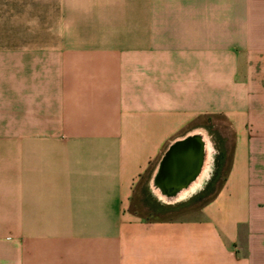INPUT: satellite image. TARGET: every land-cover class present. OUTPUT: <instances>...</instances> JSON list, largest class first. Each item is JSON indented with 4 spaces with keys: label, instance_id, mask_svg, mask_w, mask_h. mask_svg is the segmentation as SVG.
<instances>
[{
    "label": "crops",
    "instance_id": "obj_1",
    "mask_svg": "<svg viewBox=\"0 0 264 264\" xmlns=\"http://www.w3.org/2000/svg\"><path fill=\"white\" fill-rule=\"evenodd\" d=\"M221 119L214 197L132 210ZM0 264H264V0H0Z\"/></svg>",
    "mask_w": 264,
    "mask_h": 264
},
{
    "label": "water",
    "instance_id": "obj_2",
    "mask_svg": "<svg viewBox=\"0 0 264 264\" xmlns=\"http://www.w3.org/2000/svg\"><path fill=\"white\" fill-rule=\"evenodd\" d=\"M208 138L202 132H193L173 141L161 159L150 180V187L167 205L177 204L199 188L208 161Z\"/></svg>",
    "mask_w": 264,
    "mask_h": 264
},
{
    "label": "rangeland",
    "instance_id": "obj_3",
    "mask_svg": "<svg viewBox=\"0 0 264 264\" xmlns=\"http://www.w3.org/2000/svg\"><path fill=\"white\" fill-rule=\"evenodd\" d=\"M20 27L14 26V33H19ZM212 126V125H211ZM208 136V141L214 149V153L210 160V172L209 176L205 181H203L202 190L200 191V198L193 197L189 201L183 203L188 210L191 207L200 205L203 200L209 198L212 193L216 191L221 181L222 176L226 172L228 166L229 151L231 147V139L228 137V126L227 123L221 119L217 123L215 122V127L211 128ZM215 156V157H214ZM210 178V179H209ZM208 181V182H207ZM135 200L132 202V210L137 209L140 214H146L147 210L150 209L155 203L159 206H170L164 204L163 202H155L150 199L149 195L145 194L144 188L139 189V193L136 194ZM161 206V207H162ZM153 208V207H152ZM186 209V208H185ZM187 210V211H188ZM186 215V210L180 212H170L169 214H162V218L166 219H178Z\"/></svg>",
    "mask_w": 264,
    "mask_h": 264
},
{
    "label": "trees",
    "instance_id": "obj_4",
    "mask_svg": "<svg viewBox=\"0 0 264 264\" xmlns=\"http://www.w3.org/2000/svg\"><path fill=\"white\" fill-rule=\"evenodd\" d=\"M226 172H227V169H226ZM226 172L224 173V175L222 176V178H221V181H220V183H219V186H218V188L216 189V191L214 192V193H212V195L209 197V198H207V199H205V200H203L202 201V203L201 204H206V203H208L213 197H214V195L216 194V192L219 190V188L221 187V185H222V183H223V180H224V177H225V175H226ZM201 196V195H200ZM200 196H198V198H200ZM200 204V205H201ZM175 207V209L177 208L178 210H177V212H180L183 208V203H177V204H174V205H170L169 207ZM153 207V208H152ZM150 209H148L149 211L148 212H153V211H155V212H157L158 213V211L159 210H161L162 209V207L161 206H158V205H153ZM157 216H159V214H157Z\"/></svg>",
    "mask_w": 264,
    "mask_h": 264
},
{
    "label": "bare ground",
    "instance_id": "obj_5",
    "mask_svg": "<svg viewBox=\"0 0 264 264\" xmlns=\"http://www.w3.org/2000/svg\"><path fill=\"white\" fill-rule=\"evenodd\" d=\"M204 131V130H203ZM213 153H214V149H212V147H211V145H210V143H209V141H208V152H207V154H208V161H207V163H206V165H205V168H204V170H203V174H202V180L203 181H205V179H207L208 178V176H209V172H210V160H211V158H212V155H213ZM215 157V156H214ZM210 179V178H209ZM208 182V181H207Z\"/></svg>",
    "mask_w": 264,
    "mask_h": 264
}]
</instances>
